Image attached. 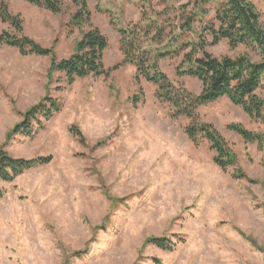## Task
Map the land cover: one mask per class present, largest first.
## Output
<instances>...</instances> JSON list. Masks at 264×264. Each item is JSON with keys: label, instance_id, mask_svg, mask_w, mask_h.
I'll return each instance as SVG.
<instances>
[{"label": "rangeland", "instance_id": "rangeland-1", "mask_svg": "<svg viewBox=\"0 0 264 264\" xmlns=\"http://www.w3.org/2000/svg\"><path fill=\"white\" fill-rule=\"evenodd\" d=\"M2 1L22 20V34L52 49L56 61L74 53L82 35L70 24L71 0H61L59 14L24 0ZM191 2L88 0L90 23L108 42L107 77L68 84L64 74L49 73V57H24L0 43V148L14 159L52 158L12 182L0 181V264H264V124L224 98L198 107L196 122L211 125L236 157L235 167L221 170L206 140L195 145L186 136L190 120L171 118L156 86L136 84L110 24L140 23L145 13L169 33L179 7L188 12ZM251 3L264 27V1ZM3 32L14 33L0 22ZM141 42L146 51L158 49ZM206 51L215 58H260L243 46L230 50L225 40ZM181 61H160L159 69L195 96L201 83L175 76ZM139 88L142 103L134 106ZM46 97L60 108L42 120L43 128L32 138H7ZM232 125L261 140L245 142ZM152 238H164L169 250L146 245Z\"/></svg>", "mask_w": 264, "mask_h": 264}, {"label": "trees", "instance_id": "trees-1", "mask_svg": "<svg viewBox=\"0 0 264 264\" xmlns=\"http://www.w3.org/2000/svg\"><path fill=\"white\" fill-rule=\"evenodd\" d=\"M24 1L52 14L61 13V0ZM87 1L71 0L76 12L71 16L70 24L82 36L68 59L56 61L52 49L43 48L25 37L22 34V20L13 15L2 0L0 22L8 25L14 33L3 32L0 35V43L18 51L24 57H49V73L55 71L64 74L68 84L76 79L107 77L111 70H106L102 61L108 42L100 30L91 25ZM190 5L188 12L186 6L179 7L180 12L174 18L177 21L173 23L176 26L169 33H166L164 24L160 26L156 21H151L145 13H142L140 23H130L125 27H118L112 21L110 24L119 36L123 63L135 68L136 84L140 85L143 79L156 86V99L169 106L171 118L185 117L190 120L185 128L188 139L195 145L199 139L206 140L215 153L214 164L225 171L236 166V157L211 125L196 122V111L199 106L224 98L250 119L264 124V95L260 93L264 92V27L251 0H192L188 6ZM208 17L210 19H207ZM84 26L90 29L83 31ZM151 34L153 36L150 39ZM142 39L154 43L158 49L146 51L142 48ZM222 40L227 42L230 50L241 46L248 48L260 57L259 61L253 62L247 55L215 58L207 53V46H215ZM160 46L164 48L159 50ZM180 56L182 61L175 69V76L197 79L201 83V90L195 96L182 85L174 86L168 76L159 69L160 61L179 59ZM116 68L117 66L113 70ZM141 98L143 94L139 88L137 97L131 101L132 105L142 103ZM59 108L55 100L49 97L42 99L24 113L22 122L14 126L7 138H32L37 129L43 128L42 120H49ZM228 128L247 143L261 140L260 136L240 126L232 125ZM72 132L83 144L84 139L80 132L76 129ZM51 160V157L35 160L14 159L0 148V181L12 182L30 168L48 164ZM240 176L236 170L233 177ZM169 244L164 238L146 241V245L162 250H169ZM74 256L79 257V254Z\"/></svg>", "mask_w": 264, "mask_h": 264}, {"label": "bare ground", "instance_id": "bare-ground-1", "mask_svg": "<svg viewBox=\"0 0 264 264\" xmlns=\"http://www.w3.org/2000/svg\"><path fill=\"white\" fill-rule=\"evenodd\" d=\"M160 148V147H159Z\"/></svg>", "mask_w": 264, "mask_h": 264}]
</instances>
